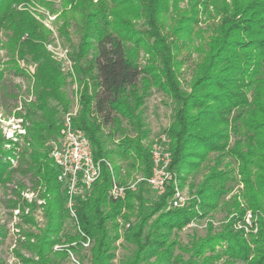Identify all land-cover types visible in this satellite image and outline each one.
Listing matches in <instances>:
<instances>
[{"label": "trees", "instance_id": "16d2710c", "mask_svg": "<svg viewBox=\"0 0 264 264\" xmlns=\"http://www.w3.org/2000/svg\"><path fill=\"white\" fill-rule=\"evenodd\" d=\"M28 1L0 0V31L13 60L9 65L16 66L13 58H17L34 66L35 95L25 106L28 125L22 124L23 144L13 143L5 150V140L0 138V186L15 183L14 176L28 177L34 193L39 190L38 198L44 200L41 235L35 244L24 246L36 260L15 251L21 263L54 264L56 257L71 252L81 264L86 257L80 253L87 254L89 264H113L121 239L134 249L120 264H219L223 258L222 264H264V0H232V9L221 13L206 43V57L195 65L187 92L178 80L180 64L173 54L179 47L159 31L157 8L163 2L61 0L62 6H70L62 18L76 10L80 20L78 43L71 54L81 87L80 110L72 124L90 140L94 160L104 161L90 195L77 200L73 232H62L69 216L59 169L50 156L61 136V112L69 106L66 78L45 48L49 32L41 30L27 12L16 10ZM130 7L141 10L144 18V29L135 35L145 39L138 46L150 56L145 67L127 48L135 39L131 30L125 31L123 20ZM109 11H114L110 13L111 31L104 21ZM67 26L66 22L59 28L60 36H67ZM185 31L189 36L192 26ZM4 76L0 71V87ZM152 86L171 96L175 104L173 120L164 131L171 153L168 170L174 179L155 200L146 197L145 186L155 192L145 181L114 200L109 196L113 179L126 186L130 171L143 179L151 175V154L143 146L150 132L140 110L144 92ZM11 158L16 159L15 168ZM105 162L112 163V172ZM206 162L202 180L188 184L192 197L188 205L172 207L174 180L183 187L187 177L197 174ZM237 177L242 193L226 200ZM13 186L24 189L20 184ZM12 193L15 200H6L7 207L20 211L24 206L38 207L21 201L15 189ZM239 197L257 215L258 230L249 241L232 228L244 212ZM217 212H223L227 220L220 231L211 234L210 229L204 238L186 245L180 242L177 234L184 227ZM119 218L124 222L121 227ZM87 241L88 249L84 247ZM61 243L67 246L54 251Z\"/></svg>", "mask_w": 264, "mask_h": 264}, {"label": "rangeland", "instance_id": "374dc122", "mask_svg": "<svg viewBox=\"0 0 264 264\" xmlns=\"http://www.w3.org/2000/svg\"><path fill=\"white\" fill-rule=\"evenodd\" d=\"M97 0H92L93 4H96ZM163 2L158 6L157 10L160 11V15L157 17L159 31L163 36L167 38L169 43L175 41L176 46L179 47L173 53L175 60L180 64L178 70V80L181 87L186 92L189 91V83L192 77L194 67L197 63L201 62L206 57L207 48L206 43L209 36L216 24L219 23L221 13L224 11H230L232 9V0H160ZM44 2V3H43ZM205 2L206 5H201ZM121 8V7H120ZM70 9V6H62L61 0H29L24 4H20L16 7L17 11L27 12L34 21H36L39 28L43 31L49 32L50 42L45 43V48L50 54L52 60L58 64L60 72L66 78L65 92L69 97V106L64 113H68L77 109V113L80 110V93L81 87L78 82V75L74 69V61L71 57L74 47L78 43V30L80 27L79 16L75 10L68 16L62 18V12H66ZM121 10V9H119ZM109 11L104 16L105 26L107 30L113 29ZM141 10L130 7L127 17H124L126 24L125 31H128L133 38V41L127 45L129 52L137 56V61L141 67L148 66L150 64V56L140 46L145 42V39L138 37L135 33H139L144 29V20ZM196 20V23L194 21ZM68 24L67 36H60L59 28L63 23ZM192 24H190V23ZM192 26V31L189 36L185 35V29ZM176 30L178 34L175 35ZM174 36V37H173ZM140 38V39H138ZM6 39L0 31V71H4V85L0 87V138L5 140L3 148L5 150L11 149L13 143H17L19 146L23 144V136L25 135V126L28 125L25 122L24 116L26 115L25 106L34 101V66L27 61H20L17 58L14 60L16 66L9 65L10 51L5 46ZM142 99V107L140 110L141 118L149 130V135L143 141V146L148 148L151 154L153 145L162 143V138L165 136L164 131L170 126L173 120V110L175 104L171 96L158 91L155 87H150L144 92ZM63 113V114H64ZM62 116V112L61 115ZM168 140V139H167ZM11 142V143H10ZM169 143V142H168ZM18 146V147H19ZM15 148V147H14ZM15 158L19 156V153L15 151ZM214 157L212 154L210 158ZM15 158H11L10 162L12 167L17 166ZM227 160V159H226ZM112 164V163H111ZM208 162L203 163V167L197 174L191 173L187 177L183 187L179 185L177 180L174 187H177V191L180 193L182 200V207L188 205V201L192 199L189 194L188 184L191 182L199 183L202 180L203 175L207 171ZM125 170V169H124ZM122 170V172H124ZM195 175V176H193ZM174 179V176H172ZM15 183L6 184L4 187L0 186V233L4 234V237H0V264H22L16 256V252L21 254L23 258H31L36 260L35 256L28 252L24 247L28 244H35L37 237L41 235V230L44 228L45 218L43 213L44 200L38 198L39 190L33 191L32 183L28 177L22 178L20 175L13 177ZM139 173L130 171V178L127 180V184L137 183L143 181ZM115 180V179H114ZM116 181V180H115ZM240 178L237 177V182L233 186L232 191L226 196V200L235 195L242 193V184L239 182ZM14 184H20L24 189H20ZM126 184V185H127ZM6 187V188H5ZM145 195L149 200L156 199V193L154 194L149 188L144 187ZM12 189H15L20 193V200L25 201L31 205L36 203L38 206L35 209H30L28 206H24V210L20 211L17 208H11L6 206V200H15L12 193ZM64 192L63 186L61 187ZM154 191V190H153ZM155 192V191H154ZM160 196V195H158ZM174 198V197H173ZM240 206L243 208L242 216L233 225V231H241L243 238L249 241L256 235L257 227V215L254 214V227H247L243 229L242 225L247 224L243 219L244 214L247 211H252L246 207L245 200L242 197L238 198ZM196 211H199L195 208ZM66 210V209H65ZM28 220L24 222L25 218ZM69 216V215H68ZM69 220L66 219L63 224L62 232H73L77 229V222L72 220L70 216ZM117 223L121 227L124 222L122 219H117ZM227 223L223 212H217L215 214L210 213L202 219H195L189 225L184 227L177 235L180 242L186 245L188 242L200 238H204L206 233L211 229V234L214 231H220L222 226ZM248 225V224H247ZM63 242V241H62ZM87 243V242H86ZM89 243V241H88ZM117 248L115 251V259L113 264H120L121 261L127 256H130L133 252V246L125 244L121 239L116 243ZM67 246L63 243L56 244L54 251L60 252ZM90 246V244H89ZM88 249V247H85ZM86 257L84 264L88 263V256L84 253H80ZM183 258L187 260L188 255L182 254ZM225 259H221L219 264H222ZM79 257L69 252L67 257H56L54 264H81ZM241 264V263H238Z\"/></svg>", "mask_w": 264, "mask_h": 264}, {"label": "built area", "instance_id": "2783aa9c", "mask_svg": "<svg viewBox=\"0 0 264 264\" xmlns=\"http://www.w3.org/2000/svg\"><path fill=\"white\" fill-rule=\"evenodd\" d=\"M77 116V109L64 113L62 119V132L58 141L53 145L50 156L53 163L59 169L58 181L64 188L66 198L65 208L72 220L77 221L76 203L78 199L86 198L92 191L93 184L101 175V161H95L90 140L85 134L73 127L72 120ZM153 145L151 149L152 169L151 175L147 179H142L155 191L157 195L164 194L167 185L173 179L172 173L168 170L171 162L168 140L166 136L162 138V143ZM112 172L111 164L105 162ZM176 181H174L175 184ZM136 184L130 183L126 186L119 185L114 179L109 196L112 199L122 198L126 190L133 191ZM174 198L171 201L172 207H181L182 197L174 188ZM243 229L254 227V214L247 211L244 214ZM128 227V224L126 225ZM84 247H89L87 241Z\"/></svg>", "mask_w": 264, "mask_h": 264}]
</instances>
